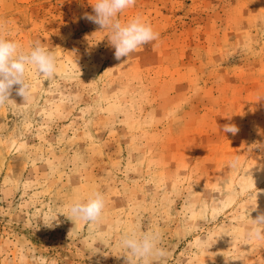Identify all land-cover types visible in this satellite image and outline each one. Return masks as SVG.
I'll return each mask as SVG.
<instances>
[{
  "label": "rangeland",
  "instance_id": "obj_1",
  "mask_svg": "<svg viewBox=\"0 0 264 264\" xmlns=\"http://www.w3.org/2000/svg\"><path fill=\"white\" fill-rule=\"evenodd\" d=\"M92 3L0 0V34L58 67L0 107V264H128L131 231L159 264H264V0H136L118 18L159 38L120 60ZM94 191L101 219L71 217Z\"/></svg>",
  "mask_w": 264,
  "mask_h": 264
},
{
  "label": "clouds",
  "instance_id": "obj_2",
  "mask_svg": "<svg viewBox=\"0 0 264 264\" xmlns=\"http://www.w3.org/2000/svg\"><path fill=\"white\" fill-rule=\"evenodd\" d=\"M135 4L136 0H94L92 3L94 15L84 16L86 20L99 25L102 30L109 31L108 38L115 49L116 60L128 57L143 45L159 38V33L140 14L126 22H121L118 18L119 14L134 7ZM4 31L5 25L0 23V33ZM31 68L41 76L53 78L58 71L55 54L39 40L34 41L26 49L19 42L6 39L0 34V107L13 101L9 97L14 86L16 94L23 97L24 103L30 99L32 85L28 80V72ZM238 131L239 128L234 124H226L223 127L225 133L235 135ZM228 164L231 168L238 167L239 157L232 158ZM251 206L250 211L257 210L256 202ZM105 208L104 195L94 191L86 201H74L69 206V213L71 217L85 222H97ZM251 223L253 227L249 231V236L264 241V212L258 213L255 219H251ZM121 246L125 249L128 264H159L167 256L166 250L160 246L159 234L155 232H126L121 237Z\"/></svg>",
  "mask_w": 264,
  "mask_h": 264
}]
</instances>
